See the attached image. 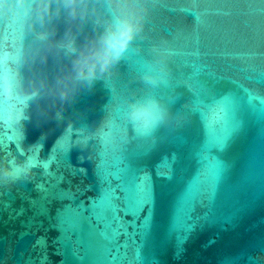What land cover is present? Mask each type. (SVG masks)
Masks as SVG:
<instances>
[{"label":"water","instance_id":"95a60500","mask_svg":"<svg viewBox=\"0 0 264 264\" xmlns=\"http://www.w3.org/2000/svg\"><path fill=\"white\" fill-rule=\"evenodd\" d=\"M148 6L108 78L0 127V159L31 146L47 164L0 187V264H264V0ZM66 28L58 22V35ZM155 47L169 53V75L154 91L182 122L105 143L100 121L145 93L137 68Z\"/></svg>","mask_w":264,"mask_h":264},{"label":"clouds","instance_id":"9594fccd","mask_svg":"<svg viewBox=\"0 0 264 264\" xmlns=\"http://www.w3.org/2000/svg\"><path fill=\"white\" fill-rule=\"evenodd\" d=\"M149 0H0V127L19 128L42 98L69 104L108 78L125 62L149 18ZM67 28L58 35L57 24ZM86 26L90 31L84 38ZM138 51V50H137ZM169 53L155 47L137 68L143 95L124 100L119 116L106 115L97 135L114 147L137 137H151L162 126L179 125L172 101L154 91L167 84ZM50 60L60 64L53 76ZM8 153L0 159V187L11 188L46 168L38 154Z\"/></svg>","mask_w":264,"mask_h":264}]
</instances>
